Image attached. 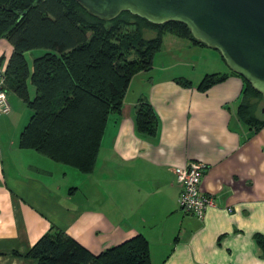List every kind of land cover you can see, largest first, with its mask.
Segmentation results:
<instances>
[{
    "label": "crops",
    "instance_id": "0c3cea01",
    "mask_svg": "<svg viewBox=\"0 0 264 264\" xmlns=\"http://www.w3.org/2000/svg\"><path fill=\"white\" fill-rule=\"evenodd\" d=\"M11 53L0 39L1 66ZM223 64L219 55L220 68L195 75H136L88 175L18 147L30 111L8 92L11 111L0 115V264H36L26 253L52 228L93 255L142 235L151 264H264L255 242L264 236V128L251 135L240 121L243 81ZM219 73L223 82L197 89ZM139 99L157 117L155 137L137 131ZM190 162L205 165L200 190L215 203L202 220L177 204L175 171Z\"/></svg>",
    "mask_w": 264,
    "mask_h": 264
},
{
    "label": "trees",
    "instance_id": "16d2710c",
    "mask_svg": "<svg viewBox=\"0 0 264 264\" xmlns=\"http://www.w3.org/2000/svg\"><path fill=\"white\" fill-rule=\"evenodd\" d=\"M167 34L205 47L180 23L154 25L127 12L105 22L88 14L76 0H0V39L12 47L5 89L30 111L18 147L91 174L109 118L121 112L132 79L151 71ZM33 51L42 55L29 63L26 57ZM226 77L206 75L197 89L208 90ZM242 81L237 115L253 135L264 128V115L259 112L262 97ZM181 82L190 86L189 81ZM135 108L138 133L155 137L158 120L149 103L139 99ZM255 242L264 253V236L255 235ZM26 257L36 264H151L142 235L93 255L54 228L38 239Z\"/></svg>",
    "mask_w": 264,
    "mask_h": 264
},
{
    "label": "water",
    "instance_id": "95a60500",
    "mask_svg": "<svg viewBox=\"0 0 264 264\" xmlns=\"http://www.w3.org/2000/svg\"><path fill=\"white\" fill-rule=\"evenodd\" d=\"M105 22L127 12L151 24L185 25L193 39L217 51L230 72L262 97L264 115V0H76Z\"/></svg>",
    "mask_w": 264,
    "mask_h": 264
},
{
    "label": "rangeland",
    "instance_id": "374dc122",
    "mask_svg": "<svg viewBox=\"0 0 264 264\" xmlns=\"http://www.w3.org/2000/svg\"><path fill=\"white\" fill-rule=\"evenodd\" d=\"M189 42L190 41L188 39L170 34L165 35L162 39L160 50L153 57L151 69V71H153L152 73L162 72L165 75L192 73V75H195L208 69L213 70L217 67L220 68L219 55L216 52L207 50L208 48H200L198 45L191 42L190 44ZM194 48L199 50L203 49L205 51L204 56L194 53L192 51ZM40 55H42V51H33L32 53L27 54L26 58L28 62L31 63L33 57ZM180 60H188V65H180V63H182ZM223 67H225V65ZM30 94L32 95V91ZM262 106L263 103L261 101L259 107L260 113Z\"/></svg>",
    "mask_w": 264,
    "mask_h": 264
},
{
    "label": "built area",
    "instance_id": "2783aa9c",
    "mask_svg": "<svg viewBox=\"0 0 264 264\" xmlns=\"http://www.w3.org/2000/svg\"><path fill=\"white\" fill-rule=\"evenodd\" d=\"M6 68L7 65H0V115H7L11 111L8 92L5 89ZM204 172L205 165L199 162H190L184 168L175 171L176 183L180 189L178 207L183 213L198 220H202L206 212L215 207L213 198L200 190Z\"/></svg>",
    "mask_w": 264,
    "mask_h": 264
}]
</instances>
